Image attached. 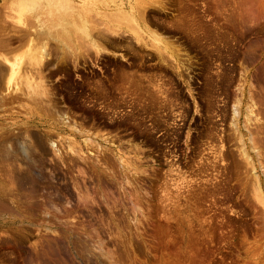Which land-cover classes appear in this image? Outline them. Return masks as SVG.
<instances>
[{
    "label": "rangeland",
    "instance_id": "374dc122",
    "mask_svg": "<svg viewBox=\"0 0 264 264\" xmlns=\"http://www.w3.org/2000/svg\"><path fill=\"white\" fill-rule=\"evenodd\" d=\"M159 1L146 18L173 43L179 72L169 64L172 59L164 64L130 34L115 36L103 25L94 27L106 47L97 57L84 47L79 52L84 57L69 55L53 39L36 36L38 45L41 39L49 42L43 72L55 105L86 128L101 129L112 142L107 146L132 161L140 158L135 165L141 171L128 174L129 184L117 167L111 180L98 178L70 159L65 142L58 143L67 146L60 147L62 162L43 147L33 153L32 171L7 170L18 205L5 207L23 216L8 218L7 224L0 218V264H264L263 212L229 140L230 119L222 116L247 78L255 89L261 87L253 93L264 122V1ZM11 5L0 0V54L13 59L25 54L26 41L11 34L15 29L5 16ZM0 111V122L8 118L0 129L7 123L27 126L30 144L43 137L37 126L48 118L41 109ZM3 172L1 164L2 177Z\"/></svg>",
    "mask_w": 264,
    "mask_h": 264
},
{
    "label": "bare ground",
    "instance_id": "6f19581e",
    "mask_svg": "<svg viewBox=\"0 0 264 264\" xmlns=\"http://www.w3.org/2000/svg\"><path fill=\"white\" fill-rule=\"evenodd\" d=\"M128 1L129 0H10L12 4L10 7V12H8L5 16H6V19H8V21L12 24V26L15 29L11 34L14 35V33L16 32L17 35H19V37L21 36L22 39L26 41L25 46L22 47L25 49V54L22 57L13 58V59H10L9 57L5 56L4 54L6 52L4 54H0V110H4L5 108L6 109L18 108V110L24 109L25 111H28L31 113L33 109H41L42 111L46 113L48 121L44 125L37 126V129L40 130V132H42L43 137L39 138L38 142L35 144L29 143V141L32 139V136L29 133L27 126L25 127L18 126V125L8 126L7 125L8 123H7V124H4L6 126L3 125L0 129V165L2 164V168L4 170L3 177L0 176L2 177V181L0 178V198L2 200V203H0L2 205L0 206V218L1 220H3V224H7L8 222H10L8 221V218L12 220V219H16L17 217L22 218L23 216V214H21V212H19L18 209H15L14 207H9V206L5 207L6 202H9V204L11 203L10 204L11 206L18 205V202L14 200V198L17 197V195L14 193L15 192L14 190L16 189L10 188L11 187L10 183L12 182V179L6 173V171L7 170L14 171L17 167L19 168L23 167L25 168V171H32L35 165V159H34L33 153L38 152V150L41 152V150H45V148L48 147L53 157L59 158L60 154H62L61 153L62 150H60V147L62 146L63 148H65V146L67 145L69 147L68 152H69L70 159L72 160V158H74V159L79 160V164L82 162V164L85 165L84 167L85 168L87 167L86 170L88 169L89 171L93 173V175H96V177L98 176V178H100V176L105 175L107 178L110 179V177L114 176L115 167H117V169L119 170L121 174L123 175L125 174L123 176L125 180L124 183L126 182L129 184L131 179L129 180L128 174L132 172L134 175H136L141 171V168L140 169L138 168L139 165L138 166L135 165V163L137 164L138 162H141L140 158L139 159L132 158L135 160V161H132L129 158L125 157L124 154H121V152L117 151L116 149H112L110 146H107L108 143L111 144L112 142L110 143L109 138L103 135V132L101 129H96L95 131H93L92 128H86L82 121L81 122L77 121L76 119L72 118L68 112L65 113L64 111H62L60 108H58L55 105L52 93L50 92V89L46 83V76L43 72L44 68L46 67V63L50 57L48 53L49 52L48 51L49 42L46 40L48 38L51 40L53 39L52 41H55L56 44L58 43L61 48L64 47V50H67L69 55L70 53L72 55L73 52H77L76 55H83L82 52H81L82 54H80L79 52H80V49L81 51L83 49L81 47H84L86 48V51L84 50L85 52H91L92 50H94L96 52V57L99 56L102 53V51L106 49V47L104 46L103 43L100 42L98 37L94 36V31L96 29V28L94 29V27L97 24L103 25V27L106 29L107 32L111 31L113 35L115 34V36L116 34H120V33L121 35L126 34L127 36L130 34L132 39L135 40L136 44H139L143 46L144 48L145 47L146 48L149 47L148 49L151 48L153 51L156 52L158 58L162 61V63L167 64V65L169 64L174 65L176 67V70L179 72L180 67H179V64L177 63L178 59L176 60L177 58L176 56H179V55H176L177 52L175 54L174 48H173L174 46L171 47L173 43L170 44L171 42H168L169 40L166 41L165 40L166 38L164 39L165 37L164 35L163 37L162 34H158V31L156 29L153 30V28L150 27L147 21V18H146V13H147L148 8L151 6H154V3L155 4L160 3V1L159 0H134V1H129V2ZM239 3H241V1H239ZM242 12L244 11H241L240 13ZM253 17L251 18L249 17L251 19L250 21H252ZM97 30L98 29H96V31ZM2 33H3V30H2ZM97 34H99V31ZM36 36H41L43 38L45 36V38L46 37L47 38L43 41H41L42 39L38 40L40 41L38 43L40 44L42 43L41 45L40 44L38 45L36 43ZM9 46L8 48L10 49ZM174 54L176 56H174ZM75 58L78 59L77 56H75ZM170 60L173 63H169ZM161 61H159V63ZM240 68H243V66ZM242 72L239 75L242 76L243 75ZM245 73L247 72L245 71ZM242 79H243V76H242ZM242 81L243 83H241ZM242 81L240 80L241 85H239V88H238L239 90L237 89L239 93H237L236 98L234 99V102L232 103L231 109H229L230 106L227 103L226 107L222 111V116L226 120L230 119V125H231V130L233 134L232 136H229L231 137L229 140L230 141L233 140L237 147L236 156L240 160V163L239 162L238 163L240 164V166L243 167L245 171V173L243 174L244 175L246 174L244 178L247 179V181L245 182L249 184V185L247 184L251 191L249 193L250 195L252 194L251 195L253 196L252 200L254 199L255 203L262 210L263 216H264V122H262L261 124L262 119L259 116V115L261 116L263 115L261 114V109H260L261 105L259 106V102H257V99H256L257 97H255V94L253 93V89L254 90H258V89H255V87L252 85L251 79L248 80L247 78H245ZM260 95H261V92H260ZM260 100H261V97H260ZM6 119L2 118L3 122L7 121ZM3 122L1 121L0 123H3ZM255 126L257 127L255 128ZM68 136H69V140H68L69 142H66L67 140L62 141L64 139H68L67 138ZM63 142L67 144L64 146L61 144V146L59 147V144ZM103 143H106V145H104ZM67 146H66V149H67ZM62 147L61 149H63ZM137 147H135V149ZM137 150L138 149H136V151ZM134 155H137V154H134ZM77 160H75V162ZM59 161L62 162V160H59ZM76 163H78V161ZM80 170H83V168H81ZM142 170L144 171V169ZM143 171L142 173L144 174L145 171L144 172ZM82 173L84 174V172ZM39 176H37L36 174V177H39ZM120 177H121L120 178V182H121L122 175H120ZM98 180L100 182V179ZM116 180L117 182H119L117 178ZM6 181H8V184L4 183ZM74 184H76L75 181H74ZM18 197L20 196L18 195ZM81 197L79 194V198ZM29 198L30 197H28V199ZM88 199L89 198H87L85 201L87 202ZM32 201L30 200L29 202H32ZM79 201L81 200L79 199L78 202ZM93 204L95 203L93 202ZM41 206H45V205H41ZM134 209L136 210V208ZM41 211L43 212V214L47 213L45 212L46 209L44 211L43 210ZM76 213L77 212H75V214ZM7 214H9L10 216H8ZM135 221L136 220H134V223ZM72 222H73V219H72ZM136 223H138V220ZM70 228L72 229V227ZM70 228H69V233H65L69 236L68 239L73 238V230L71 231ZM90 235H87V236L89 237ZM115 241L117 240L115 239Z\"/></svg>",
    "mask_w": 264,
    "mask_h": 264
}]
</instances>
